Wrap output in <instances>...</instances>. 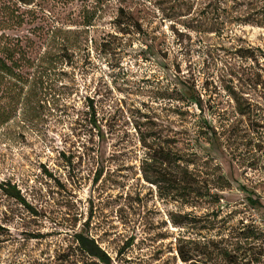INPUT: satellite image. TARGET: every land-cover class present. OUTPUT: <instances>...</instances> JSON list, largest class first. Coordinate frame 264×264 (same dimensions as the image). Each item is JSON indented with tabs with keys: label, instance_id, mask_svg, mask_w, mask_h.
Wrapping results in <instances>:
<instances>
[{
	"label": "rangeland",
	"instance_id": "obj_1",
	"mask_svg": "<svg viewBox=\"0 0 264 264\" xmlns=\"http://www.w3.org/2000/svg\"><path fill=\"white\" fill-rule=\"evenodd\" d=\"M25 1L0 0V44L44 86L0 129L31 206L0 188V264H105L79 232L111 264H264V0ZM150 144L206 195L146 175Z\"/></svg>",
	"mask_w": 264,
	"mask_h": 264
},
{
	"label": "trees",
	"instance_id": "obj_2",
	"mask_svg": "<svg viewBox=\"0 0 264 264\" xmlns=\"http://www.w3.org/2000/svg\"><path fill=\"white\" fill-rule=\"evenodd\" d=\"M23 2H27L22 0ZM119 13L122 15L126 14V11L123 7L119 8ZM126 20H130V17H127ZM128 24H132L131 21ZM20 49L17 47V44L14 42L6 41L0 44V129L7 125L17 113V108L19 105L26 104L30 100L32 94L34 93V86L42 83V76L40 72L30 73L24 72L23 63L27 64V58L24 55L17 56ZM24 60V62H23ZM38 66V65H37ZM27 84H30L27 86ZM44 84H41L43 87ZM27 89V91H25ZM94 123L97 124V121L94 119ZM160 148V149H158ZM149 150H153L146 157L145 164L146 167L143 168V171L148 175L149 170L147 166H155L156 172L159 178L166 177V174H171L172 168L176 167V179L178 187L181 189V195H183L184 202L187 203L190 201V197H201L203 192H201L200 187L197 185L198 178L193 170L190 169V161L185 158V156L173 154L169 149H164V147L153 146L150 144ZM163 150V151H157ZM148 177V176H147ZM99 176H97L98 180ZM1 190L8 196L16 198L23 204H27L26 198L22 194L19 186L16 183H12L9 180H6L0 185ZM210 194V192H207ZM249 202L252 205L259 203L258 200L249 198ZM77 242L79 243L80 249L90 256L96 257L105 264H111L110 257L102 249V247L96 242L94 238H91L85 235L83 232L76 234ZM188 260L187 258H184Z\"/></svg>",
	"mask_w": 264,
	"mask_h": 264
}]
</instances>
